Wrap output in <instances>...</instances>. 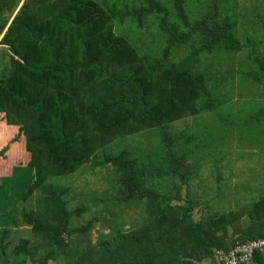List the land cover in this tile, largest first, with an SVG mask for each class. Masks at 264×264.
Returning a JSON list of instances; mask_svg holds the SVG:
<instances>
[{"label": "trees", "instance_id": "16d2710c", "mask_svg": "<svg viewBox=\"0 0 264 264\" xmlns=\"http://www.w3.org/2000/svg\"><path fill=\"white\" fill-rule=\"evenodd\" d=\"M136 5L0 0V116L23 141L3 143L2 160L24 151L15 165L30 172L7 210L10 224L4 219L0 228V264H216L217 250L264 235L263 190L248 204L218 212V192L193 185L220 135L235 134L257 151L244 154L264 156V0ZM126 18L139 26L151 18L165 39L159 56L142 53L116 29ZM175 51L206 69L181 68L171 61ZM224 62L228 69L221 72ZM234 73L240 89L250 88L252 112L231 106L221 92ZM203 113L216 116L215 128L175 130L176 121ZM131 136L143 147L132 145ZM218 145L223 148L211 164L222 185L227 142L221 138ZM84 166L113 174L111 198L90 200L95 209L72 205L70 186L56 182ZM218 191L228 198V191ZM118 200L141 206L142 220L127 229L113 220L107 232L93 234L99 214L112 213ZM22 226L31 238L18 236L7 253ZM252 260L264 264V252Z\"/></svg>", "mask_w": 264, "mask_h": 264}, {"label": "rangeland", "instance_id": "374dc122", "mask_svg": "<svg viewBox=\"0 0 264 264\" xmlns=\"http://www.w3.org/2000/svg\"><path fill=\"white\" fill-rule=\"evenodd\" d=\"M108 5L115 4V6L120 9L124 10L126 6L127 9H131L138 3H141L143 0H104ZM138 7L137 5L135 8ZM131 19L126 18L124 19L120 25L117 26L116 29L124 33L131 41L136 43L142 53L151 55V56H159L161 53L162 47L165 45V39L162 34L159 32V29H156L151 23V18L148 19L147 24H143V26H139V24H134ZM246 19L241 20L239 24V31L245 29ZM4 32L0 34L2 36ZM177 51V50H176ZM174 52L171 61L178 64L181 68L189 69L193 71L197 70H205L207 64L205 62L195 63L192 61L191 58L185 57V52L178 51ZM1 52V50H0ZM235 60H238L236 58ZM240 60V58H239ZM230 59L228 60V62ZM228 62L222 63L223 66L220 69L221 72L226 71L228 69L227 65ZM238 63V62H237ZM235 63V65L237 64ZM234 65V69L235 68ZM214 69H212L213 71ZM208 72V71H207ZM211 72V70H210ZM214 72V71H213ZM218 75H220L218 71ZM239 74L234 73V77H230L229 80L225 81L224 87L222 88V93L226 96H229L232 99L231 106H249L247 109V113L250 111L252 112L255 109V106L251 104V100H253V96L250 95V88L245 83L242 84V88L240 89L238 86L239 81ZM233 81V92L229 91L230 89V81ZM241 90V92H240ZM232 92V93H231ZM229 104V103H228ZM228 104L226 105L228 107ZM236 108V107H235ZM233 107V111L235 110ZM229 108H227L228 110ZM243 114V111L240 112ZM217 120L216 116L213 114H206L203 113L197 117H187L180 121H176L174 127L175 130H189L188 132L191 133L196 130L198 126L200 127H207L212 126L216 127ZM198 125V126H197ZM18 134L16 129L4 123L0 116V214L4 213L7 210L12 211L13 208V200L16 195L20 192V188H23L22 185L24 183L23 177L30 175V172L25 174L26 168H18L16 167L15 163L18 162L19 159L24 158L23 153H19L16 157L15 153L11 155L10 161H3L2 157L6 155V152L3 154L1 153L4 147L3 143H6L9 139H12L11 144H16L17 142L19 145L23 146V141H20L18 138ZM150 143L154 144L158 141V138L155 134L149 135ZM221 136V137H220ZM218 139L212 140V157L208 155L209 153L205 152L206 158L202 160V167L199 170V177L197 176L193 180V185L195 187L197 185H201L202 187H211L212 194L215 195L218 192V195L214 198L213 208H215L218 212H223L227 208H235L238 205H245L247 203L252 202L254 199L258 197V191L262 189V176L264 173V156L261 155L256 156L255 154L251 157L250 155L244 154V152L249 153L250 149L246 144H243L242 141L238 139L237 136L232 135H220ZM248 137V136H247ZM129 137L128 139H131ZM221 138L225 139L227 142V147L224 152H228V156L224 158L220 164L224 165L229 163L228 168L225 167L224 169L220 170L222 173V178L225 179V183L222 185H217L216 178L218 176V172L214 166H212L211 162L218 156V150L222 149L223 147L219 146L218 144L221 142ZM244 138L245 135H244ZM126 139V138H125ZM124 139V140H125ZM141 138L139 137L132 138L131 143L132 145L142 146V143H137L140 141ZM125 146V144L123 145ZM143 147V146H142ZM23 148V147H21ZM242 150L244 152H242ZM253 150L252 152H255ZM223 152V153H224ZM257 152V151H256ZM230 154V156H229ZM241 156V157H240ZM244 156V157H243ZM239 157V158H238ZM243 159L241 160V158ZM238 158V159H237ZM234 161L231 162V161ZM238 160V161H236ZM219 164V165H220ZM9 178V179H8ZM113 178L112 172H110L107 168H95L91 170L87 166H84L77 172L67 177L58 178L56 182L62 181L65 185L70 186L71 192L69 197L73 198L72 205L76 206L80 203L82 204H89L92 209H95L94 205L90 203L92 202H100L98 201V197L102 196V194L107 195V198H111L112 190V181ZM227 180V181H226ZM261 182V183H260ZM251 183V184H249ZM253 183V184H252ZM253 185V186H251ZM218 187L220 190L228 191V198H225L223 193H219ZM229 187V190H228ZM196 189V188H194ZM256 190V191H255ZM237 203V204H236ZM104 207V204L103 206ZM100 207V208H101ZM112 213H105L102 212L97 217V223L94 225L95 228L93 229L92 233L96 234L97 231L100 232H107L109 227H111V222L113 220H119L120 223H123L125 229L129 228L131 224H134L138 220H142L140 218L141 211L143 210L139 205H130L126 204L124 201L118 200L115 205L111 207ZM205 211V210H204ZM213 212V210H212ZM11 213L7 211L5 217H0V228L1 225H4V219L8 221L10 224L11 217H9ZM114 216L110 220V217ZM96 218V216H95ZM110 220V223L107 222ZM19 234V235H18ZM13 237V242L11 247L7 248V253H11L12 247L15 246L18 242V236L22 235V237L31 238V234L29 233L28 226H22L20 233H18ZM31 264V262H27ZM52 264V263H51Z\"/></svg>", "mask_w": 264, "mask_h": 264}, {"label": "built area", "instance_id": "2783aa9c", "mask_svg": "<svg viewBox=\"0 0 264 264\" xmlns=\"http://www.w3.org/2000/svg\"><path fill=\"white\" fill-rule=\"evenodd\" d=\"M256 251L264 252V235L238 243L228 251L219 249L215 255L222 264H251Z\"/></svg>", "mask_w": 264, "mask_h": 264}, {"label": "crops", "instance_id": "0c3cea01", "mask_svg": "<svg viewBox=\"0 0 264 264\" xmlns=\"http://www.w3.org/2000/svg\"><path fill=\"white\" fill-rule=\"evenodd\" d=\"M2 32H5V30H1V33ZM261 183V182H260ZM249 184H251V183H249ZM253 184V183H252ZM261 184H263L262 185V189H263V191H264V173H263V176H262V183ZM251 186H253V185H251ZM256 191V190H255ZM262 191V190H261ZM261 191H259V192H261ZM248 204V203H247ZM261 220V219H260ZM256 223H258V221H256ZM243 224H245V222L243 223ZM252 263H253V260H252ZM251 263V264H252ZM216 264H220L219 262H218V260L216 261Z\"/></svg>", "mask_w": 264, "mask_h": 264}]
</instances>
